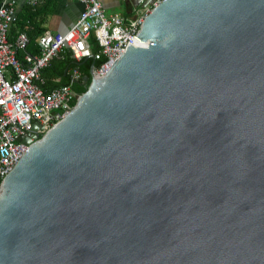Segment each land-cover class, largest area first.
<instances>
[{"label": "water", "instance_id": "95a60500", "mask_svg": "<svg viewBox=\"0 0 264 264\" xmlns=\"http://www.w3.org/2000/svg\"><path fill=\"white\" fill-rule=\"evenodd\" d=\"M138 39L20 139L0 264H264V0H161Z\"/></svg>", "mask_w": 264, "mask_h": 264}, {"label": "built area", "instance_id": "2783aa9c", "mask_svg": "<svg viewBox=\"0 0 264 264\" xmlns=\"http://www.w3.org/2000/svg\"><path fill=\"white\" fill-rule=\"evenodd\" d=\"M51 0H34L33 4ZM83 6L76 22L65 33L44 32L35 41L36 53L27 52L29 38L20 32L9 40L11 26L17 21L13 0L0 3V188L3 179L14 169L28 150L20 139H40L73 108L80 94L72 85L81 82L77 67L69 72V84L44 92L42 71L52 60L71 53L79 62L91 58L103 62L93 68L90 80L106 76L127 47H138L139 28L144 17L161 0L143 14L124 18L106 16L100 0H75ZM93 38L99 51L93 54ZM21 54V57H18ZM90 84V83H89ZM38 126L36 132L32 131Z\"/></svg>", "mask_w": 264, "mask_h": 264}, {"label": "crops", "instance_id": "0c3cea01", "mask_svg": "<svg viewBox=\"0 0 264 264\" xmlns=\"http://www.w3.org/2000/svg\"><path fill=\"white\" fill-rule=\"evenodd\" d=\"M100 1L106 16L116 15L124 18H129L143 14L145 10H147L148 8H152L154 2L157 0H155L152 5L147 0ZM13 2L14 8L17 12V21L11 26L9 32V40L11 41H13L15 37L21 32V30L19 29V22L22 15L28 10L32 13L37 14L34 20V24L30 21V19H26L25 21L26 25L30 26L35 31L38 29V27H36L35 25H39V28H44L42 33H65L76 22L80 12L83 9V6L75 0H55L54 2H51L49 4L39 2L33 4L34 0H13ZM41 35L39 34L36 39ZM34 48L35 52L33 53H36L35 45Z\"/></svg>", "mask_w": 264, "mask_h": 264}, {"label": "trees", "instance_id": "16d2710c", "mask_svg": "<svg viewBox=\"0 0 264 264\" xmlns=\"http://www.w3.org/2000/svg\"><path fill=\"white\" fill-rule=\"evenodd\" d=\"M54 1L55 0L47 2L45 4H49ZM36 15L37 14L32 13L31 11L28 10L22 15L21 20L19 22L20 23L19 29L21 30V32L23 31L28 35L29 45L27 47V52L30 53L35 52L34 45H35L36 37L39 34L41 35L44 33V32L42 33L44 28L42 27L39 28L40 27L39 25H35L36 27H38V29L35 31L25 23L26 19H30V21L34 24ZM90 48L93 54L99 51V48L97 44L94 42L93 38H91L90 40ZM18 57H21V55L18 54ZM103 60L104 58H101L99 61H94L93 59L90 58L88 59L83 58L81 61L77 62L72 58L71 53L67 52L65 54H62L59 58L52 60L50 66L46 68L44 71H42V77L44 80V84L42 85V88L44 92H49L55 88L69 84L70 81L69 72L72 68L77 67L82 75L81 82L73 84L72 90L75 93L82 95L87 91V88L90 83V79H88V81H84V78L89 77L91 66L94 65V68H97L103 62Z\"/></svg>", "mask_w": 264, "mask_h": 264}, {"label": "bare ground", "instance_id": "6f19581e", "mask_svg": "<svg viewBox=\"0 0 264 264\" xmlns=\"http://www.w3.org/2000/svg\"><path fill=\"white\" fill-rule=\"evenodd\" d=\"M142 44V43H141ZM142 45H145V44H142Z\"/></svg>", "mask_w": 264, "mask_h": 264}]
</instances>
